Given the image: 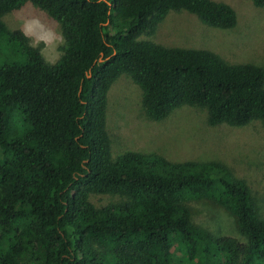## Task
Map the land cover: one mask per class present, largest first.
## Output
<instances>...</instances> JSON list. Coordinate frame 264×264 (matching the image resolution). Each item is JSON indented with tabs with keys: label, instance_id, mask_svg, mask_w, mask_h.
<instances>
[{
	"label": "trees",
	"instance_id": "trees-1",
	"mask_svg": "<svg viewBox=\"0 0 264 264\" xmlns=\"http://www.w3.org/2000/svg\"><path fill=\"white\" fill-rule=\"evenodd\" d=\"M27 3L60 26L54 64L3 22ZM182 11L220 30L237 22L213 0H0V264H264V208L226 166L112 156L108 93L123 75L155 121L187 105L211 126L264 122L262 67L140 39ZM200 201L233 216L243 240L197 225Z\"/></svg>",
	"mask_w": 264,
	"mask_h": 264
},
{
	"label": "rangeland",
	"instance_id": "rangeland-1",
	"mask_svg": "<svg viewBox=\"0 0 264 264\" xmlns=\"http://www.w3.org/2000/svg\"><path fill=\"white\" fill-rule=\"evenodd\" d=\"M229 5L237 15L227 30L212 28L186 11L170 12L141 40L167 48L208 50L229 64H254L264 69V7L251 0H213ZM12 30H21L44 59L56 63L63 47L59 24L31 3L4 16ZM107 131L113 158L126 151L154 154L172 163L218 162L243 181L259 209L264 208V122L255 120L242 127L208 124L207 110L181 106L165 119H150L142 104L141 90L127 75L121 76L108 93ZM118 198L91 196L103 206ZM194 222L217 236L243 240L235 219L226 210L207 202L191 204Z\"/></svg>",
	"mask_w": 264,
	"mask_h": 264
}]
</instances>
